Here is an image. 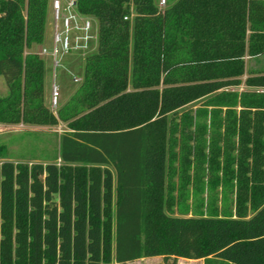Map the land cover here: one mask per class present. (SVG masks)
Here are the masks:
<instances>
[{
    "label": "trees",
    "instance_id": "1",
    "mask_svg": "<svg viewBox=\"0 0 264 264\" xmlns=\"http://www.w3.org/2000/svg\"><path fill=\"white\" fill-rule=\"evenodd\" d=\"M49 2L0 0V75L9 89L0 123L67 127L61 164L0 165V264L155 256L166 264H264V69L248 71L247 89H232L243 82L245 56L264 54V0H176L165 8L155 0H76L98 23V45L55 112L45 104L44 60L27 52L44 39ZM204 97L216 107L197 110L210 114L209 128L189 112L180 128L186 139L193 122L209 129L208 151L200 149L207 198L193 208L186 141V167L179 184L172 179L173 116ZM194 188L204 187L195 180Z\"/></svg>",
    "mask_w": 264,
    "mask_h": 264
},
{
    "label": "rangeland",
    "instance_id": "2",
    "mask_svg": "<svg viewBox=\"0 0 264 264\" xmlns=\"http://www.w3.org/2000/svg\"><path fill=\"white\" fill-rule=\"evenodd\" d=\"M157 4H159V0H155ZM176 0H167V3L164 7L169 6ZM53 11V9H52ZM54 13V12H53ZM92 22L94 24V28L98 30V23L96 19L92 17ZM97 40L94 41L95 48L92 51L94 53L97 50ZM45 55V54H43ZM86 56H82L81 54L74 52L71 54H67L63 58L60 59V65L56 67L55 72L57 75V81L59 82L60 86L64 89H73L78 86V82L73 81V77L82 78L83 70H84V59ZM45 63H46V86H48V93L51 90L50 81H51V62L47 56H44ZM245 65H246V72L243 76H241V80L243 81L241 85L238 87H233L232 89L237 90L240 92L243 89H247L246 85L244 84V80L248 75V71L250 69L258 70L264 69V54L259 57L251 58L250 56H245ZM8 86L6 83V79L4 75H0V97H3L8 94ZM51 99V97H50ZM208 97H204L202 99L196 100L190 104L185 105L184 107L178 109L173 116V121L177 124V131L173 134V138L176 139V145L174 147V151L176 152V159L174 160V167L177 174L173 176V180L175 183L179 184L180 182V175L179 172L182 168L186 167L184 163V159L182 157V150L180 147L184 145V141L188 144V150H186V155H188L189 159L191 160V168L188 171L191 175V183L187 186L189 190V199H187V204L193 206L195 201L201 202V200L205 201L207 198V185H204L207 179V171H208V163L206 160L200 156V149L207 152L208 151V144L210 140L209 136V124H210V114L205 117L198 116V111L201 108H206L208 111L216 108L208 103ZM61 98L59 97V103ZM62 105L58 104L56 108H52L51 104H49L50 108L55 112L57 108ZM222 114L225 108H222ZM185 112H189L191 116H193V120H200L201 123L206 124L208 126L207 129H203L199 131L196 128L195 122L191 126L192 132L190 138L186 139L184 136L182 137L180 128L183 125L182 122V115ZM172 115V114H171ZM171 115L169 118H171ZM205 115V114H204ZM198 116V117H196ZM198 118V119H197ZM24 124V123H23ZM195 129V131H194ZM197 129V130H196ZM67 131V127L64 123H60L57 126H31L25 124L19 132H12L5 135L0 134V165L4 161H12L13 163H26L29 166L33 163L37 162H50L54 161L57 164H61L60 158L58 156V149H59V142L60 137ZM170 136V134H169ZM201 140V144L200 141ZM200 146V147H199ZM58 156V157H57ZM222 157H220L221 159ZM113 174V197H112V208L115 210V203H116V173L113 167H109ZM199 171V173H198ZM200 181L202 182V186L204 187L202 191H198L196 193L194 188V182ZM174 195L178 196V191L176 190ZM195 200V201H194ZM178 209L177 205L173 206V213L177 214ZM171 260V259H170ZM112 264H166L165 260L161 256L155 257H146L141 260L131 261L127 263H116L114 260ZM176 264H200V263H189L186 260L177 258Z\"/></svg>",
    "mask_w": 264,
    "mask_h": 264
},
{
    "label": "built area",
    "instance_id": "3",
    "mask_svg": "<svg viewBox=\"0 0 264 264\" xmlns=\"http://www.w3.org/2000/svg\"><path fill=\"white\" fill-rule=\"evenodd\" d=\"M158 3L162 8L166 5L167 0H159ZM51 7L56 21L54 44L51 50L43 48L41 54L52 56L56 67L60 65V59L67 54L74 52L82 56L91 54L95 48L94 41L98 42V30L96 33L92 17L78 12L76 0H65V2L51 0ZM81 80L82 78L73 77L74 82L80 83ZM59 95V86L54 83L50 99L52 108H56L60 104Z\"/></svg>",
    "mask_w": 264,
    "mask_h": 264
},
{
    "label": "crops",
    "instance_id": "4",
    "mask_svg": "<svg viewBox=\"0 0 264 264\" xmlns=\"http://www.w3.org/2000/svg\"><path fill=\"white\" fill-rule=\"evenodd\" d=\"M62 2H65V0H62ZM55 29H56V21L54 18V13L52 11V7H51V0L49 2L48 5V10H47V17H46V25H45V32H44V39L42 41V43L39 44H33L31 46V48H29L27 50L28 53H38L42 59L44 60V97H45V104L50 108L49 104H50V97L52 94V86L53 84H57L59 86V90H60V95L59 97L61 98L60 104H64L70 97L71 95L75 92L76 88L75 87L73 89H64L63 87L60 86L59 82L57 81V75L55 72L56 66L54 65V60L53 57L50 55H43L41 54V50L43 48H47L48 50H51V48L53 47L54 44V34H55ZM44 56H47L48 59L50 60L49 62H51V83H50V87L51 90L48 93V86H46L45 82H46V63H45V59ZM79 85V84H78ZM25 124L23 123H16V124H5V123H0V134L1 135H5L8 133H12V132H19V130L24 127ZM60 125V124H59ZM31 126H36V125H31ZM9 161V160H7ZM144 259V258H141ZM138 259V260H141ZM179 259H183L188 261L189 263H200V264H205L204 259H184V258H179ZM136 261V260H135Z\"/></svg>",
    "mask_w": 264,
    "mask_h": 264
}]
</instances>
